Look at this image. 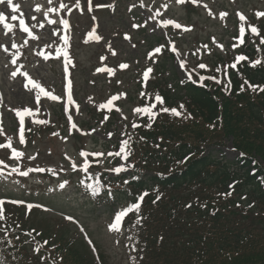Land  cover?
<instances>
[{"label":"rangeland","instance_id":"rangeland-1","mask_svg":"<svg viewBox=\"0 0 264 264\" xmlns=\"http://www.w3.org/2000/svg\"><path fill=\"white\" fill-rule=\"evenodd\" d=\"M175 1L177 2V0H165L164 10L167 11V16L179 18L178 21H180L183 28L186 29L187 34L184 38L178 40L172 63L174 64L176 71L179 73V77L183 80H185L188 75H192L197 81H201V84H203L202 86L205 89H208L209 96L213 97L214 100L219 103L218 107L220 109V113L215 114V111H211L209 109L203 111L199 108L192 107L193 104L185 103L181 104V108H179L178 111L174 110V107L165 108L161 111V116L165 117L164 120L166 122L169 121L171 126H176L179 129L178 137L176 136V138L183 137L189 141H195V139L204 134L212 141L211 143H218L227 146L226 150L229 153L228 156H230V154H234L233 150L241 152H246L247 150L257 151L255 147L258 143L253 142L252 139L249 138H264V123L255 122L259 116L264 114V101L260 105V100L255 99V94L257 93H263L264 96V84L259 86V89L247 88L245 93L242 95H234L230 92L232 89L228 85L227 80H215V77L213 76H211L210 79H205L199 71L201 68L205 67V62L209 61L208 55L212 49L207 50L205 45L201 47L199 41L210 40L211 42H214L217 40L213 43V45H210L218 46V40H224L223 42L225 43V46H218L217 49H215L217 52L223 53L222 50L226 49L228 47V42H230L228 35H230V33L235 29V27L232 26L233 23L231 17L234 18L235 22V18L239 16L240 20L239 14H243L246 19L240 20L242 24L249 25L255 23L257 20L256 11L261 9L264 10V0H236V2H228L224 0L226 6L230 9V12L234 13L238 10V15L230 14L229 19L227 17L225 18V20L228 19L227 25L222 24L218 18H211L207 10L212 12V9L205 7V4L202 2L197 4L196 9L192 8L193 2L191 0H185L182 4L177 3L174 5ZM209 2L212 5H215L214 0H209ZM130 3L135 4V13L137 12V14L143 16V6H137L135 0H123L120 2L119 6L121 11L124 13V16H116L114 19L109 13L99 15L101 31L107 38L105 44L108 43L111 47L115 45L118 49L116 43L119 45L123 43L122 32L136 33L132 29H129L132 28L130 27V23L132 21L131 17L135 16V13H129L130 16L127 13L126 7H128ZM165 5H167V7H165ZM214 9L215 13H218L216 6ZM192 25L194 26L193 31ZM212 35H215L217 39H211ZM259 39L261 40V38ZM240 41L241 40H238L237 44H240ZM148 49V44H144V42L139 44L138 48L134 50L130 45H126L124 47L125 51L123 55L119 54L116 62L120 60L130 61L132 63V67L129 70L130 72L122 74L123 76L120 74L116 75L117 79L109 81L102 76H93L91 70L92 65L97 63L98 53L103 51L102 47H86L81 43H77L75 45V52L79 59L77 70L75 71V82L78 92V100H81L82 102L84 114L80 109L73 116L75 120H78L81 125L87 129L86 133L88 138L71 137L67 134V132L53 137L52 134L47 131V133H42V137L36 136L37 142L32 145L31 149H26L27 155H29L31 159H35L32 157L33 152H38L40 153V157H38L39 162L43 161L45 163L55 165L56 167L57 165L66 164L63 160L64 154L68 156V160L82 162L79 149H81V147H85V145L86 147H89L90 150L94 149L95 146H102V148L108 147V145L105 144V140H107V133L102 134L98 132L95 133L94 131H88L90 128L89 125L86 124L88 120L87 112L96 108L97 104L108 106V100L115 96H118L120 100L123 101V96L125 99L127 94V100H124V103L122 104L123 119L132 116V113L136 110V103L142 95V92L138 88L135 81V68L136 66L140 69L143 68L146 63L145 52ZM193 50L196 51L193 52ZM195 56H197V59L194 60L193 58H195ZM123 57L129 59H124ZM164 57L161 60H164ZM110 58H112V56ZM115 59L116 58H113L112 60ZM197 60H200V64H202L203 67L197 66ZM56 65L59 67L58 64ZM44 78L47 79L48 82H55L53 84L58 83L57 76H44ZM3 84L4 99L0 97V125H2L3 132L7 137H14L16 130L15 125L17 124V122H15L17 120L15 115L17 110H31V114H26L24 116V122L26 125L31 124L35 126L41 124L40 121H43V125L51 126V129H53V126L56 125L55 121H57V119L62 120V117L68 118L70 114L74 113L71 109H66L64 113H60V110L64 111L63 108L60 107L61 101H54L51 99L50 95L39 96V99L37 100V97L30 98L29 95L21 91L17 84H11L7 81L3 82ZM53 84L49 86L61 90L62 86H52ZM250 95L252 96L250 97ZM85 97L86 99L93 100L95 102L93 107L88 108L83 104ZM30 99L34 102V104L30 103ZM106 107L105 109H107ZM162 107L163 105L161 103L153 105L149 114L157 116ZM47 108L49 111L46 110ZM215 116L217 117L216 121H214V123H210V120L215 118ZM262 119L264 120V118ZM157 125H160V121ZM16 137H19L21 140V135ZM66 139L68 142H65ZM3 140V138H0V142ZM176 140L178 141V139ZM90 154L92 153H87L85 156H91ZM113 154L117 155V152H113ZM106 157L107 156L105 154V157L101 160L103 161V165L106 164V166L109 167L110 162L107 161ZM115 168L120 170L122 169L120 164ZM33 182L34 180H31L28 186H33ZM71 186L68 192L76 193V191H78L76 186L73 184ZM19 187L20 189L16 186H2V191L4 195H6L5 193L14 190L23 196V188L20 185ZM29 195L30 194L28 193V196ZM74 204L77 205L76 207H79L77 203ZM69 206L70 205H64L63 208L70 209ZM87 210L92 212L91 215L86 213ZM79 212L82 214L81 217L83 221L89 226L88 230H90L89 232L93 234L92 237L96 242L100 253L108 259L109 264H125L127 251H124L122 248L119 249L120 244L124 242L123 236L111 238L106 233L104 228L105 221L109 220V206L103 203L100 205L92 204L88 209H79ZM46 217L47 218L40 216L37 219V224L41 223L42 225L41 227H38L39 229L43 227L44 221H49L51 223V228L54 227L55 224L60 223V221L56 220L55 217ZM48 227L49 226H46L47 230ZM70 228L74 231L76 229L75 226ZM52 231L53 228L51 229V232ZM74 235L78 238L82 237L81 233L79 235L74 233ZM261 242L262 244L260 243L259 247L256 245V248L248 249L244 252L246 253V259H243V261L246 262L241 264L264 262V240ZM217 260L218 259L213 260V263Z\"/></svg>","mask_w":264,"mask_h":264},{"label":"trees","instance_id":"trees-1","mask_svg":"<svg viewBox=\"0 0 264 264\" xmlns=\"http://www.w3.org/2000/svg\"><path fill=\"white\" fill-rule=\"evenodd\" d=\"M246 77L254 85L264 81L263 72H255L250 69L247 70ZM196 96L197 103L205 107L215 106L213 100L208 97L206 98L203 92H198ZM146 138H148V135H146ZM203 143H198L197 148H200ZM198 150L188 146L187 143H182L177 151L173 153L171 151V155L168 157L163 158L161 155L153 154L152 152L148 154V157L153 159L154 163H160L159 166H162V169L165 171H170V169L176 167L178 164L188 161V157L199 154ZM250 151L247 150V152ZM254 159V157L248 156V158L242 160L245 165L244 167L238 166L239 162L221 164L213 156L202 159L194 164V174L184 177L185 184L188 186L190 193L185 190L182 195H175L176 192L171 191L167 187L171 183L170 180H162L160 184L161 188L164 189V194L162 193L163 195L159 199L161 200L160 203L162 202V209L159 208L164 213L166 221L160 227L159 232L165 237L174 239H191L189 242L191 246L199 245L200 248L203 246L218 258L215 263L209 261L203 264L245 263L246 261H243V259H246V253L243 252L253 242V240H250L252 233L247 232L244 235L245 237H240L239 235L232 237L233 234H229L228 231L233 218H237L239 211H237L236 203L242 196L249 197V201L254 200L255 197L258 198V203L255 202L254 204L256 207L249 209V212L258 220L264 221V190L258 180L259 174H263V171L260 170L257 176L251 175L250 169L247 172L242 171V169L252 166ZM203 173L205 176H200ZM252 190H254L255 195L250 193ZM195 197L199 198V201L195 202ZM186 202L192 204L188 207L186 206ZM210 208H214L215 212L213 214ZM183 214L187 217H183ZM192 215H194V218ZM177 218L181 221V225H178L179 227L169 220ZM197 218H199L198 222ZM208 222L214 224L213 230L215 231V235H208L206 233L210 229V225H206ZM255 229L257 230V227ZM247 240L250 242L247 243ZM254 244L253 248L260 246L257 245V241ZM249 249H252V247ZM198 250L197 248L194 249V258L185 256L187 263L184 264H199L203 262L205 258H203V254ZM172 258L176 259L175 256ZM255 264H264V262Z\"/></svg>","mask_w":264,"mask_h":264},{"label":"snow or ice","instance_id":"snow-or-ice-1","mask_svg":"<svg viewBox=\"0 0 264 264\" xmlns=\"http://www.w3.org/2000/svg\"><path fill=\"white\" fill-rule=\"evenodd\" d=\"M49 2L51 3V0H49ZM177 2L182 4V3L185 2V0H177ZM192 2L193 3H196L197 0H192ZM5 3L7 5L11 6L13 12H15L19 8V5L18 4H14L13 3V0H0V4H5ZM76 6L79 7V3H77ZM60 7L61 8H65V7H67V5H65V4L62 3L60 5ZM165 7H167V5H165ZM205 7H207V5H205ZM39 10H40V7L38 6L37 7V11H39ZM50 11H56V9H50ZM226 15H227V13H221V19H223ZM239 15H240V20H245L246 19L243 16V14H239ZM258 15L259 16H264V12H261ZM11 18L12 19H16L15 16H12ZM4 21H5L4 14L3 13H0V23H3ZM20 23H21L22 26L24 25V22L23 21H21ZM53 23H54V21H53ZM62 23L65 25V27H68V21L67 20H63ZM166 24H173L176 28H180L181 27L180 24L175 23L174 21H171V20L167 21ZM4 26L6 28H8L9 31H11V29H12V26L11 25L5 24ZM24 31L25 32H28L31 35L30 30L26 26L24 27ZM244 32H245V29H244L243 25H241V27H240V34H241V36H243ZM251 32L253 34H256V35L259 34L258 29L255 26H252L251 27ZM94 33H95V29H93V31L88 34L89 38L90 39H94L96 41H99L101 39V37H99L98 35H94ZM126 38H128V37H126ZM68 39L69 38H67V37L65 38V44L66 45L68 44ZM241 42H243V41H241ZM173 50L175 51V49H173ZM5 51H7V49H5ZM156 51L159 52L160 49L157 48ZM64 55L67 58V56H68L67 52H65ZM240 59L243 60V59H247V58L246 57H240ZM12 62L15 63V60H13ZM259 63H261V61L257 60L255 62H253L252 66L255 67ZM121 67L126 68L127 65H121ZM201 67H203V65H201ZM149 71H151V69H149ZM13 75H15V73H13ZM25 75H27V74L25 73ZM145 78H147V74H145ZM29 83L32 84V87L39 89V91L42 92V93H44V95H46V96L51 95L50 93L46 92L40 86V84L36 83L35 81H32L30 79L29 80ZM70 89H71V82H69V90ZM38 99H39V95H37V100ZM51 99L57 100V99H59V97L54 96V95H51ZM112 99H117V97H113ZM156 99L157 100H161L160 97H156ZM69 100L71 101V95H69ZM108 104L109 105L111 104V100L108 101ZM106 106L107 105H101V107H106ZM137 111L149 112V109H146V108L145 109H137ZM26 114H31V110L30 109H25L24 111H19V110L16 111V115L20 118V133H21V137L20 138H21V142H23V131H24L23 125H24V116ZM40 123H43V121H40ZM2 133H3V128H2V125H0V134H2ZM125 143H127V142H125ZM6 146L9 147V148L12 147L11 140L10 139L8 140V143H7ZM0 147H5V145H0ZM117 154H119V153H117ZM12 155H13L14 158H19L22 155V153H20L19 151H16L15 149H13ZM0 164H3V161H0ZM14 170L15 171H18V169H14ZM40 170L43 171V169H40ZM115 171H120V169H115ZM20 174L21 175H27L28 173L27 172H21ZM63 186L64 185H61V187H63ZM95 191H96V189H93V194H95ZM141 199H143V198L141 197ZM3 203H4L3 201H0V219H3V208H2ZM13 203H16V202L14 201ZM28 207L31 208L32 205H29ZM133 207L136 208L137 210H139V205H134ZM125 214L126 213L121 212L120 215L116 217L115 223L110 226L111 229H113V230H119V227H120V224H121V218ZM69 219H71V218H69Z\"/></svg>","mask_w":264,"mask_h":264}]
</instances>
